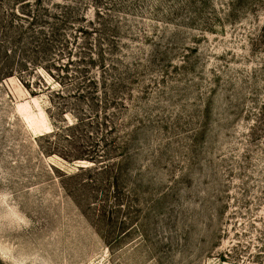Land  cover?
Masks as SVG:
<instances>
[{
  "label": "rangeland",
  "instance_id": "rangeland-1",
  "mask_svg": "<svg viewBox=\"0 0 264 264\" xmlns=\"http://www.w3.org/2000/svg\"><path fill=\"white\" fill-rule=\"evenodd\" d=\"M0 264H264V0H0Z\"/></svg>",
  "mask_w": 264,
  "mask_h": 264
}]
</instances>
